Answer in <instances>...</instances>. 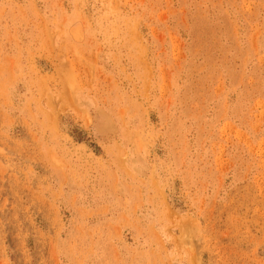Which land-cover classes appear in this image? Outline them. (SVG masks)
<instances>
[{
    "label": "rangeland",
    "instance_id": "374dc122",
    "mask_svg": "<svg viewBox=\"0 0 264 264\" xmlns=\"http://www.w3.org/2000/svg\"><path fill=\"white\" fill-rule=\"evenodd\" d=\"M0 264H264V0H0Z\"/></svg>",
    "mask_w": 264,
    "mask_h": 264
}]
</instances>
